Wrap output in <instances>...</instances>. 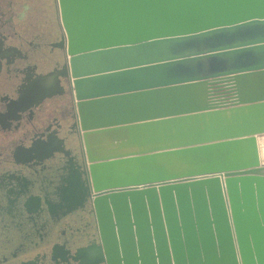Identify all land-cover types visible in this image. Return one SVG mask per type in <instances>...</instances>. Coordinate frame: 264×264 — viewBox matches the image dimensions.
Segmentation results:
<instances>
[{"label":"water","instance_id":"obj_1","mask_svg":"<svg viewBox=\"0 0 264 264\" xmlns=\"http://www.w3.org/2000/svg\"><path fill=\"white\" fill-rule=\"evenodd\" d=\"M56 4L94 264H264V0Z\"/></svg>","mask_w":264,"mask_h":264},{"label":"flooded vegetation","instance_id":"obj_2","mask_svg":"<svg viewBox=\"0 0 264 264\" xmlns=\"http://www.w3.org/2000/svg\"><path fill=\"white\" fill-rule=\"evenodd\" d=\"M62 37L56 0H0V264L95 262L93 192ZM48 74L53 92L38 98Z\"/></svg>","mask_w":264,"mask_h":264},{"label":"rangeland","instance_id":"obj_3","mask_svg":"<svg viewBox=\"0 0 264 264\" xmlns=\"http://www.w3.org/2000/svg\"><path fill=\"white\" fill-rule=\"evenodd\" d=\"M258 142H259V146H260L261 158L264 161V134H262L261 136H259Z\"/></svg>","mask_w":264,"mask_h":264},{"label":"built area","instance_id":"obj_4","mask_svg":"<svg viewBox=\"0 0 264 264\" xmlns=\"http://www.w3.org/2000/svg\"><path fill=\"white\" fill-rule=\"evenodd\" d=\"M259 136H261V135H259ZM259 136L257 137L258 139H259ZM260 142V141H259ZM260 147V146H259Z\"/></svg>","mask_w":264,"mask_h":264}]
</instances>
